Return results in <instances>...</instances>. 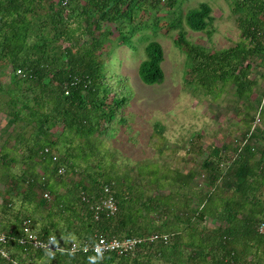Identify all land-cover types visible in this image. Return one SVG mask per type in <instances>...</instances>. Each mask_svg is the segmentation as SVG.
<instances>
[{"label": "trees", "instance_id": "trees-1", "mask_svg": "<svg viewBox=\"0 0 264 264\" xmlns=\"http://www.w3.org/2000/svg\"><path fill=\"white\" fill-rule=\"evenodd\" d=\"M225 1L240 41L216 51L193 42L184 30L186 25L213 38L217 28L208 2L185 11L188 0H0V114L6 116L0 133L7 136L0 146V231L11 237L15 261L264 264V235L258 232L264 223V109L254 116L249 110L264 80V0ZM173 31L174 44L186 57L185 88L219 97L226 86L233 87L237 105H245L238 114L246 112V124L233 127L244 132L227 144L233 151L226 146L207 151L203 134L192 139L190 168L169 165L165 171L146 165L121 174L112 161L115 152L99 155L100 136H114L115 125L127 124L123 112L131 94L109 82L106 61L114 44L143 45L137 75L144 85H162L165 54L154 38ZM258 114L261 123L254 127ZM155 130L163 137L160 123ZM16 153L27 154L19 170ZM78 161L87 164L83 171ZM105 186L117 199L118 211L96 220L94 207ZM25 222L67 247L96 237L169 234L172 239L145 244L127 256L24 254L17 240ZM0 264L13 263L0 257Z\"/></svg>", "mask_w": 264, "mask_h": 264}, {"label": "rangeland", "instance_id": "rangeland-1", "mask_svg": "<svg viewBox=\"0 0 264 264\" xmlns=\"http://www.w3.org/2000/svg\"><path fill=\"white\" fill-rule=\"evenodd\" d=\"M202 2H208L212 6L217 32L209 40L205 34L193 32L184 25L187 37L195 43L216 51L235 46L240 41V30L230 6L225 0H188L183 8L186 11L189 7L197 6ZM160 14H164V11ZM162 26L164 31L167 30L166 23ZM149 32L151 31H148V36L152 37L153 32L150 34ZM175 38L176 31H173L171 35L161 32L154 38L163 46L165 54L163 63L165 81L162 85H144L137 75L138 67L145 57L143 45L138 44L136 49L138 47L139 49L136 50L129 47L118 48V45L114 44L115 52L111 53L110 60L106 61L109 82L131 94L130 103L123 112L128 120L127 124L115 125L114 136H100L103 146L99 148V155L109 157V154L115 152L116 157L112 161L119 166L118 171L121 174L127 173L130 167L138 169L142 166L145 168L146 165L152 169L160 168L165 171L166 166L169 165L190 168L194 166L193 160L190 161L192 157H189L192 139L197 140V136L203 134L207 151L221 146H226L233 151L227 144L244 132L233 127L234 124L236 128L241 129L242 124H246V112L238 114V108H244L245 105L242 107L237 105L238 100L234 95L233 87L226 86L219 97L201 90L194 95L185 88L186 57L175 46ZM146 40L147 38L143 41ZM261 73L257 72V75L261 76ZM252 77L256 78V74ZM263 92L264 80H261L260 87L252 96L253 107L249 109L252 110V116L259 108L264 109V97L260 95ZM5 117L0 114V120ZM156 123H160L165 128L164 139L157 134ZM261 126L264 128V119ZM54 132L60 133L61 130L55 129ZM3 134V132L0 133V146L7 138L6 134L5 136ZM232 137L234 139H231ZM258 140L259 138L256 137L255 141L258 142ZM74 151L71 150L72 153ZM19 153L15 155L16 170H19L23 157L27 155ZM77 164L80 166V171H83L81 166L87 167L83 161H78ZM69 179L73 180V176ZM153 262L165 264L163 261L154 260Z\"/></svg>", "mask_w": 264, "mask_h": 264}, {"label": "built area", "instance_id": "built-area-1", "mask_svg": "<svg viewBox=\"0 0 264 264\" xmlns=\"http://www.w3.org/2000/svg\"><path fill=\"white\" fill-rule=\"evenodd\" d=\"M21 71H18L20 74ZM260 115L256 117L254 127L261 123ZM56 160V159H55ZM59 176L65 174V169L61 168L58 171ZM44 199L50 200L51 196L48 192L43 195ZM83 200L87 201L86 197ZM118 211V202L114 195H112L109 186L104 187L103 197L94 207V213L96 220H99L101 214L107 213L114 215ZM258 232L264 235V223H261L258 227ZM0 257L13 263L20 264L15 261L10 254L9 244L12 239L4 231H0ZM172 237L169 234H153L146 238H106V237H96L95 240L85 241V242H73L68 247L61 243H51L50 239H45L38 233L34 232L30 228V222H25L24 235L17 240L18 246L23 250L25 254L27 251H43L47 253L57 254L60 252H70L72 254H95L97 256H104L107 254H116L118 256H127L138 250L139 247L145 244H153L157 242H163L164 244H169ZM22 253V254H23ZM25 256V255H24Z\"/></svg>", "mask_w": 264, "mask_h": 264}, {"label": "clouds", "instance_id": "clouds-1", "mask_svg": "<svg viewBox=\"0 0 264 264\" xmlns=\"http://www.w3.org/2000/svg\"><path fill=\"white\" fill-rule=\"evenodd\" d=\"M0 239H3V237H0ZM50 242H51V243H56V237H55V236H52V237L50 238Z\"/></svg>", "mask_w": 264, "mask_h": 264}]
</instances>
